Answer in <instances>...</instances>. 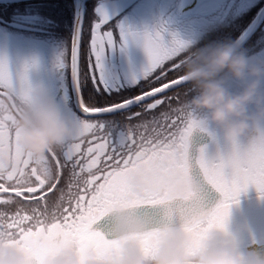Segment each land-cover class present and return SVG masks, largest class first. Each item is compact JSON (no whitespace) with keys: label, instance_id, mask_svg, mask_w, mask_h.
<instances>
[{"label":"snow or ice","instance_id":"6c2138e0","mask_svg":"<svg viewBox=\"0 0 264 264\" xmlns=\"http://www.w3.org/2000/svg\"><path fill=\"white\" fill-rule=\"evenodd\" d=\"M102 23L95 24L90 30L85 50L86 70L81 67L83 31L71 43L73 80L78 85L90 80L97 91L103 83L98 72L106 54L118 43L126 45L129 39V34L121 30L117 41L112 31H102ZM165 32L166 29L161 27L152 33L131 37L142 41L149 63L144 73L147 83L141 86L134 99L95 107L92 103H84L82 97L83 117L77 122L83 124L84 133L74 137L63 151L49 154L39 165L25 160L14 148L11 123L0 117V159L6 156L17 164V171L6 177L0 172V206H15L13 212L0 208V230L7 228L23 237L30 234L34 226H42L45 217H53L57 221L54 227L61 234L103 249L110 241L93 226L113 206L129 201L124 174L129 165L137 163L153 173L171 169L190 172L200 182L203 193L198 201L175 204L168 209L193 234L197 246L204 232L225 225L230 208L233 203H238L241 192L254 187L259 198L264 199V152L253 150L246 143L225 145L199 118L190 119L185 113V99L180 97L189 96L188 86L180 82V75L169 79V72L173 69L180 72L184 58L172 68L166 65L181 57L187 45L175 35L166 39ZM58 66L69 68L66 56ZM35 68V61L13 65L7 56L0 55V91L6 87L26 91L30 87L29 76ZM181 89L186 91L181 92ZM87 91L88 99L98 103L100 97L96 91L92 87ZM173 101H176L175 105ZM132 103L140 110L126 118V125L104 118L106 114L127 108ZM164 106L165 110L159 116L153 115L136 125L131 124L133 119L154 113ZM162 162L168 165V169L160 168ZM62 180L65 186L58 187ZM209 187L221 197L214 206L204 195ZM54 192L59 195L50 202L49 194ZM162 203L150 198L131 201L133 207L143 208L145 214L157 222L161 218Z\"/></svg>","mask_w":264,"mask_h":264},{"label":"clouds","instance_id":"9594fccd","mask_svg":"<svg viewBox=\"0 0 264 264\" xmlns=\"http://www.w3.org/2000/svg\"><path fill=\"white\" fill-rule=\"evenodd\" d=\"M183 54L179 78L190 94L183 101L189 118H199L225 145L246 143L264 152V60L229 42L187 49ZM29 81L26 91L12 87L0 91V117L11 123L14 148L39 165L85 129L65 114L42 84L33 82L32 73ZM160 168L168 165L162 162ZM15 171V160L0 159L5 177ZM124 184L129 201L113 206L98 221L107 222L106 230L94 229L110 241L107 247L63 235L54 227L57 221L45 217L42 226H34L23 237L7 228L0 230V264H264V253L242 249L229 231L228 219L223 227L204 232L197 246L193 234L168 211L172 205L201 198L202 186L190 172L153 173L137 163L125 171ZM146 198L163 202L159 222L131 204Z\"/></svg>","mask_w":264,"mask_h":264},{"label":"rangeland","instance_id":"374dc122","mask_svg":"<svg viewBox=\"0 0 264 264\" xmlns=\"http://www.w3.org/2000/svg\"><path fill=\"white\" fill-rule=\"evenodd\" d=\"M137 0H128L126 1L125 5L123 4H119L116 5L113 2H111L109 5H99L96 7V18H95V22L94 25L97 23H108L109 19L114 16L113 14H115L116 12L119 11H124V9L126 7H128L127 10H129L132 7V4L135 3ZM149 0H145V2H148ZM169 3H173V0H167ZM166 1V2H167ZM183 1V2H182ZM179 8H178V14H173L171 19H167L163 16L164 13L160 14L161 15V20L165 19L167 22L164 24H160L157 23V25H155L153 23V19L152 17L154 16L156 18V7L157 5L154 7L153 5V9H152V15L151 18H149L148 16L146 17V10L142 11V9L140 11H138V14L141 16L144 15L145 19H143V22L146 24H141V22L135 23V17H132L131 13H126L125 18L121 17V21L123 23V25H125L123 27V31L129 34V39L127 41V44L131 45L133 44V47H135V49H133V51L135 52V57L137 60H135V58L133 56H131L130 59L128 58L125 54L130 55L131 53L129 52L130 49L128 50L127 44L124 45L125 50L123 53H125V57L128 58V60H126L125 58H123V55L121 53L120 55V51H121V47H119V43L117 44V46L115 47V49L113 50L112 54L108 57V62L112 65L115 66V68L118 69V78L119 80H117V77L115 75H113V80L116 81L115 85H113L112 87L114 88L115 86H132L130 84H133L135 81L139 80V79H143L144 78V73L146 72V70L149 67V63H148V58L145 52H142L141 47L138 46V44L143 45L142 41L140 40H135L132 39V35H142L144 33H147L149 31V27H151V30L157 31L160 30L161 27H163L164 29H166L167 32L172 31V29H168L167 27H169L170 23L169 22H177V15L178 17L180 16L181 18H183L184 20H179L180 23H184V28H193L192 30L187 31L190 34V37L183 41L185 42V44L187 45V47H189L190 45H192L193 43H196V41H200L202 39V37L207 34V31L210 28H203V30L201 31L200 28H198L199 26H201L202 24L206 25L207 24V16L213 11V15L217 16L218 12L220 10V8L218 7V0L213 1L211 3L206 4L203 7V4L205 2H208L209 0H201L202 4L195 6L193 8L186 9V11H184V16H183V12H181L185 5L190 4L191 0H182ZM133 2V3H132ZM179 4V3H178ZM135 5V4H134ZM133 5V6H134ZM200 8V9H199ZM219 9V10H218ZM137 10V9H136ZM199 10V12H198ZM224 10V8L222 9ZM159 14V13H158ZM198 15V16H197ZM213 18V16H212ZM134 21V22H132ZM189 21V22H187ZM200 22L202 24H200ZM111 25V24H110ZM169 30V31H168ZM103 31V30H102ZM179 32H177L178 34H184V31L182 30H178ZM172 34L176 35L175 33L172 32ZM18 38H17V37ZM20 33L19 32H14L12 31V41L13 44L12 46L9 45L6 49H8L9 51V55L8 52L5 51V45L2 46V48H0V55H5L7 56L9 62L13 65H18L20 63H23L25 61H35L36 62V68L35 70L32 72V80L35 84H42L49 92L50 95H52L55 99L58 96V91L59 89H63L64 91V96L60 98V100L58 101V104L60 105V107L63 109V111L65 112V114L70 118L73 119L74 121H78L80 118H82L81 116H79L78 114L75 113L74 109H73V105L71 102L68 103V99L69 97H73L72 93H71V82H70V52H69V57H68V49L65 48L64 46L61 50L58 47L59 44L63 45L58 39L55 40L53 47H47L45 49V51L42 50H38L35 46L33 47V45L30 44H24L23 42H26L28 40V37L24 36L22 39L19 38ZM114 37V34H113ZM114 39H116V37H114ZM194 46V44H193ZM138 47V48H137ZM65 51L66 55V61L69 64V68L68 67H64L67 69L68 73H65L62 71V68H60L58 66L59 61L62 58V56L60 54H58L59 51ZM130 53V54H129ZM264 55V49H261L257 55L262 54ZM146 55V56H145ZM262 59H264V57H262ZM133 62V63H132ZM130 63H132L134 66H131ZM137 63V64H135ZM114 74V73H113ZM119 87H116L115 89H117ZM119 89H117L118 91ZM140 108L139 106L134 107V109L131 110H127L124 111L123 117L125 118L128 117L129 115H131L133 112L135 111H139ZM119 115V114H118ZM156 116H159L156 115ZM121 118V117H115L113 116L111 119L108 118L109 121H113V122H121L122 124H127L128 121L126 122V119ZM124 119V120H123ZM150 119L148 116L144 115L142 117H138L136 119H133L132 121L135 122H131L132 125H136L138 123H140L142 120H148ZM211 154V153H210ZM65 176H67V172L65 174ZM64 180H62V183L60 186L58 187H64ZM250 192H254L252 194H255L256 189L254 187H249L247 189ZM244 194H249L245 193V191H243L241 193V195ZM59 193L58 192H54L53 195V200H55L58 197ZM241 197V196H238ZM261 205L256 207L255 210L257 211H249L251 213L248 214V212L246 214H244L243 207H236V209H230L229 211V218H228V228L229 231L231 232V234H233V237L238 240V242L240 240H242L240 244L243 245H248V243H254V242H264V233L261 232V229L257 230L254 233H251V228H250V222L252 223H256L254 221L258 220L259 214L258 213H264V199H261ZM247 210V209H246ZM262 233V234H261Z\"/></svg>","mask_w":264,"mask_h":264},{"label":"flooded vegetation","instance_id":"af4514ba","mask_svg":"<svg viewBox=\"0 0 264 264\" xmlns=\"http://www.w3.org/2000/svg\"><path fill=\"white\" fill-rule=\"evenodd\" d=\"M126 1H128V0H109V3L105 4L104 0H96L94 3L91 4L92 7L93 6H95V7L93 8V11L91 14L90 25L87 26L88 28L86 27V22L88 23V17L89 16H87L88 10H86V15H85L86 19H85V23H84L85 28H84L83 37H82L83 40H85V48H84L85 50H86V48L88 46V42L90 40V30L94 26V22H95V18H96V7L98 6V4L105 6V5H109L111 2H113L116 5H119V4L125 5ZM141 1L142 0H137L135 3L132 2L133 3L132 7L129 10H127L128 7H126L123 12L119 11V12H116L115 14H113L114 16H112L109 19L108 23H105V22L102 23V27H104L102 30L103 31H109V30L112 31L114 34V37H116V40L118 41L119 40V34H120L121 30H124L123 27L125 26V25H123V23L121 21L122 20L121 17L125 18L126 13L129 12L132 14V17H135V20H136L135 23L139 24V22L142 21L141 24H145L143 22V19H145V16L142 14L140 16L138 14L137 10L139 9L138 11H140L143 8L142 11L146 10V13H145L146 17L148 16L149 18H151V15L153 14L152 13L153 5H154V7L157 5L156 12H155L156 18L154 16L152 17L153 23L155 25H157V23L164 24L167 21L165 19L161 20L160 14L164 13L163 16L170 20L173 14L179 13L178 8H179V5H180L182 0H179V1L177 0L178 2L176 4V7H175V10L173 13L171 12L172 11L171 10V3H169L167 0H149L148 2H145V0H144V3H143V1L141 3ZM213 1H216V0H209L208 2H205L203 4V7L206 4L211 3ZM145 3H146V5H145ZM200 4H202L201 0H191L190 4L185 5L184 8L188 7V9H189V8H193L195 6H198ZM217 5L220 8V10L218 9L219 10L218 15L214 16L213 11H212L207 16V18H208L207 24L204 25L200 22V24H202V25L198 27L201 29V31L203 30V28H207V27L210 28L207 31V34H205L200 41H196V43H193L194 46L192 44L189 47H187V49L195 50V49L203 48L209 44L222 43V42H229L232 44L236 43V41L239 39V37H241V35H243L245 30L250 26V24L253 22V19L257 16V14L260 12L261 8L264 6V0H218ZM223 8H224V10H222ZM0 11L3 14V19L0 20V48H2L3 45H5V51L8 52V55H9V51L6 48L9 45L12 46V44H13V41H12V31H13L12 30V23H11V20L9 19L10 9L8 6L2 5V7H0ZM198 12H199V10H198ZM212 16H213V18H212ZM177 17H178V15H177ZM176 19H177V22L174 21V23H177L176 26H173L174 25L173 22H169L170 25L167 28L168 29L171 28L172 31H169V30H168L169 32L166 31L165 32V38L171 39V37L174 35V34H172V32H173L176 34L175 36L178 39L185 41L190 37V34L187 31L192 30L193 28L183 29L184 23H180L179 20H184V19L181 18L180 16ZM1 21H3V23H1ZM132 22H134V21H132ZM187 22H189V21H187ZM178 30L184 31V34H178L177 33V32H179ZM115 32H117V33H115ZM152 32H154V30H151V27H149V31L147 33H152ZM118 45H119V47H121L120 55L122 53L123 58L128 60V58L133 59V58H131V56H133L135 58V60H137L135 57V52L133 51V49H135V47H133V44H131V45L127 44L128 50L130 49V51H129L131 53V54L129 53L130 55L123 53L125 50L124 45L123 46H121L120 44H118ZM138 46L141 47L142 52H145L143 45L138 44ZM261 49H264V21L260 25L258 31L250 38L248 43H246L242 48H240L241 51L246 52L247 55L253 57L254 59L264 60V59H262V57H264L263 53L257 55V53ZM113 50H110L106 54V56L102 62V68L98 72V75L103 80V83L100 85L98 91L103 90V91H106L107 93H112V91H116L117 89L121 90L124 87H129V88L130 87H139L141 84L146 82V80L143 78V79H139V80L135 81L133 84H130L132 86H128V85L127 86H115L113 88L112 86L115 85V83H116V81L113 80V75H115L117 77L119 74L118 69L115 68V66H112L107 61L108 57L112 54ZM83 52L84 51H82V54H81V60H82L81 65L84 62V59L85 58L87 59L86 51H85L84 55H83ZM124 54L128 58H126ZM184 55L185 54H181V57L175 58L174 61L167 62L166 67L172 68L173 65L178 63L181 58H184ZM132 63H130V65L134 66ZM135 64H137V63H135ZM62 71L65 73H68L66 68H62ZM179 75L180 74H178L177 71H175L173 69V71L169 72V79L170 80L174 79V78L178 77ZM117 80H119L118 77H117ZM82 82H81V91H82V87H83ZM116 87H119V88L115 89ZM63 93H64V91H63ZM64 94L61 97H63ZM70 102L72 104H74L73 103V97H69L68 103H70ZM248 192H250V191L247 190L245 193H248ZM241 193L239 195L241 197H237L238 203H233L231 208L236 209V207H247V206L258 207V205L262 204L261 199L259 198L257 191L255 192V194L241 195ZM251 193H254V192H251ZM53 195H54V193L49 194L50 202L53 200ZM246 196H250V197L244 199V197H246ZM0 208H2L3 210H6L8 212H13L15 210L14 205L13 206L3 205V206H0ZM259 242L264 243L261 241H259ZM249 244H251V243H248V245ZM240 245H241L242 249L246 251V249H244V248H246V246H248V245H243V244H240Z\"/></svg>","mask_w":264,"mask_h":264},{"label":"trees","instance_id":"16d2710c","mask_svg":"<svg viewBox=\"0 0 264 264\" xmlns=\"http://www.w3.org/2000/svg\"><path fill=\"white\" fill-rule=\"evenodd\" d=\"M95 1L96 0H91L87 3V10H88L87 16H89L88 17L89 24L86 22V27L90 25L91 14H92L93 8L95 7V6L92 7L91 4L94 3ZM142 1L144 3V0ZM178 1L173 0V3H171L172 13L174 12ZM2 5L8 6L10 9L9 19L11 20V23H12V30L16 33L19 32L20 33L19 38L21 39L24 36L28 37L29 42L28 41L23 42L24 44H30V45H33V47L35 46L38 50L40 49L42 51H45L47 47H50V46L53 47L55 40L58 39L59 41H62L61 43L63 44V45L59 44L58 47L60 48V50L63 48L61 46H64L65 48H67L68 57H69V52L71 51L70 47H71V42H72L71 37H72V32H73L72 27H73V22H74L73 16H74V11H75L73 0H21L20 2H11L8 4L0 3V7H2ZM2 19H3V14L0 11V20ZM1 23H3V21H1ZM176 25L177 23H174L173 26H176ZM84 48H85V40H83L82 48H81L82 51H84L83 55L85 53ZM58 54H60L62 58H65L66 56V53L63 50L59 51ZM81 67L82 69L86 70L87 68L86 58L84 59V62L82 63ZM177 73L181 74L179 71H177ZM146 83L147 81L141 84L139 87H130V88L124 87L121 90H118V91L116 90V91H112V93H107L106 91H103V90L97 91L96 88L92 86L90 80L83 81L82 82L83 87L81 91L83 102L92 103L93 106L95 107H107L109 105L118 104L122 101L134 98L141 90V86L145 85ZM90 87H92V90L96 91V95L100 97V100L98 103L92 102L88 99L89 93L87 90ZM184 91H186V89H181V92H184ZM169 95H174V93H169ZM180 98L181 100H184L187 97H185L184 95H181ZM173 104L175 105L176 101H173ZM165 107L166 106L160 109H157L154 113H146L144 114V117L148 116L149 118H151L153 115L156 116L161 111L165 110ZM73 109L75 113L77 114L74 105H73ZM113 116L124 118L123 114H119V115L117 114ZM112 117H104V118L108 120V118L111 119ZM126 118L127 117L125 116L124 119ZM135 121H131V122H135ZM249 194H252V193L249 192ZM249 197L250 196H246L244 197V199L249 198ZM243 208H244L243 210H245L243 211L244 214H246L247 212L249 214L251 213L249 211H254L256 206H247ZM230 209H235V208H230ZM258 214H259L258 220L254 221L256 223L250 222L251 233H254L259 229H261V232L264 233V213H258ZM236 241L238 242V240ZM241 241L242 240H240L239 242L242 243Z\"/></svg>","mask_w":264,"mask_h":264},{"label":"water","instance_id":"95a60500","mask_svg":"<svg viewBox=\"0 0 264 264\" xmlns=\"http://www.w3.org/2000/svg\"><path fill=\"white\" fill-rule=\"evenodd\" d=\"M21 0H0V3L3 4H8L11 2H20ZM74 1V6H75V11H74V22H73V32H72V41L73 39L78 35V33H80L81 31L84 32V23H85V19H86V7H87V2L91 1V0H73ZM190 9V8H189ZM184 11H186V9L184 8L181 12H183V16H184ZM264 21V6L261 8L260 12L257 14V16L253 19V22L250 24V26L245 30V32L243 33V35H241V37H239V39L236 41V43H234V45L240 50V48H242L246 43H248V41L250 40V38L258 31L260 25L263 23ZM83 37V34H82ZM82 42H83V38H82ZM72 43V42H71ZM82 48V47H81ZM71 49V47H70ZM81 54H82V49H81ZM70 63H71V52H70ZM82 62V60H81ZM70 71V82H71V93L73 95V103H74V107L75 110L77 112V114L81 115L83 117V112L81 110L80 104L82 102V92H81V82L79 83V85L73 80L72 74H71V70L69 68ZM63 89H60L58 91V96L56 98L57 102L60 99V97L63 95ZM158 96L160 94H157ZM129 99V100H133ZM138 105L135 103L130 104L127 108H122V109H117L116 111H113L111 113L106 114L104 117H112L113 115H117V114H122L124 113V111L127 110H131L134 109V107H137ZM205 198L207 200V202L211 205H215L219 200H220V195L219 193L215 192L214 190H212L210 187L206 188L205 190ZM106 221H100L98 222L96 225H94V229L97 230H106ZM246 251H250L252 253L255 252H260V253H264V243H251L248 246H246Z\"/></svg>","mask_w":264,"mask_h":264},{"label":"bare ground","instance_id":"6f19581e","mask_svg":"<svg viewBox=\"0 0 264 264\" xmlns=\"http://www.w3.org/2000/svg\"><path fill=\"white\" fill-rule=\"evenodd\" d=\"M88 3V2H87ZM87 5V4H86ZM86 10H87V7H86ZM62 183V182H61Z\"/></svg>","mask_w":264,"mask_h":264}]
</instances>
